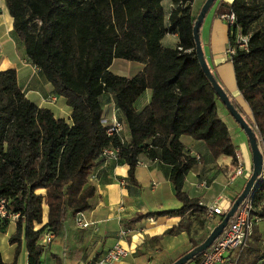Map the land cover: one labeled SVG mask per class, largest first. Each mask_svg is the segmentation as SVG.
Masks as SVG:
<instances>
[{
    "label": "trees",
    "instance_id": "obj_1",
    "mask_svg": "<svg viewBox=\"0 0 264 264\" xmlns=\"http://www.w3.org/2000/svg\"><path fill=\"white\" fill-rule=\"evenodd\" d=\"M162 1L5 0L13 33L23 43L28 60L52 85L53 92L66 99L71 114L70 122L55 117L49 108L39 107L25 96L14 69L0 71V199H6L7 212L18 215L8 238L15 246L13 260L5 263L0 256V264H16L22 246L27 264H41L43 234L50 231L60 237L76 213L95 205V186L86 184L80 190L82 182L77 178L100 160H108L102 157V149L109 146L118 148L117 159L110 160L128 165L127 178L135 186L140 156L170 165L169 180L181 203L176 209L136 213L129 219V227L146 218L180 217L177 227L153 237L158 241L188 231L187 215H207V207L183 189L197 159L185 150L180 136L211 140L226 130V124L217 110L221 101L196 57L192 28L198 13L191 15L192 0H170L177 5L168 16ZM260 8H264V0H233L221 2L218 10L231 9L238 29L250 35L248 49H236L230 61L249 114L211 71L254 129L264 153V33L249 28ZM168 32L178 35L174 48L161 43ZM228 41L233 42L230 34ZM114 58L143 59L145 67L132 77L118 76L110 71ZM145 89L152 92L150 102L137 111L134 103ZM105 92L113 96L128 141L106 134L101 104ZM228 154L235 162L234 151ZM76 182L80 183L82 204L72 208L69 191ZM252 206L264 219V177L253 191ZM10 221L0 217V233L6 232ZM199 222L203 226L204 219ZM208 233L191 237L188 250ZM201 258L199 253L186 263L196 264ZM259 259V264H264V254L256 255L249 264Z\"/></svg>",
    "mask_w": 264,
    "mask_h": 264
},
{
    "label": "crops",
    "instance_id": "obj_2",
    "mask_svg": "<svg viewBox=\"0 0 264 264\" xmlns=\"http://www.w3.org/2000/svg\"><path fill=\"white\" fill-rule=\"evenodd\" d=\"M204 1L192 0L190 4L192 16L199 12ZM232 1L216 0L213 3L204 16L199 36L210 69L234 97L237 104L246 114H249L248 106L236 88L232 64L224 52L228 43L229 29L227 24L217 16L220 3H231ZM162 5L165 15L168 16L177 4L170 0H163ZM12 28L13 19L8 13L6 2L0 0V71L14 69L17 82L28 99L39 107L49 108L55 117L70 122L71 108L67 105L66 99L53 92L52 85L28 60L24 45L15 37ZM178 42L176 32H168L161 39L162 45L167 48L176 47ZM144 67L145 60L143 59L130 61L114 58L110 71L118 76L132 77ZM151 94L150 89H145L136 99L134 108L137 111L142 110L150 102ZM47 96L56 98L50 101L46 100ZM112 99L113 96L109 92L101 95L102 123L112 114ZM217 110L222 119L218 106ZM123 139L128 141L127 132L124 133ZM180 140L185 150L197 159L196 164L187 173L183 185L188 196L196 198L200 205L207 208L219 195L225 196L226 200L231 202L234 196L242 190L251 173L252 159L247 140L240 138L237 144L227 124L226 130L216 133L211 140L198 141L188 135L180 136ZM229 150L234 151L235 162L228 154ZM140 161L143 164H138L134 172L137 186L128 181V165L110 159L100 160L89 173L77 178L82 182L80 190L86 184L95 186L97 201L92 208L83 212L90 224L86 228H76L71 221L73 227L66 226L63 235L55 236L51 244L44 249L45 255L44 258L41 257V264H77L93 261L118 240L130 251L129 255L119 264H139L144 261L147 264H169L190 248L192 228L201 227L200 220L204 219L203 227L206 232L210 231L219 221L221 215L213 214L209 217L189 214L186 216L189 221L188 231L165 236L158 241L153 237L162 234L168 228L177 227L181 220L180 217L146 218L137 222L133 227H129L127 223L136 213L176 209L181 206L174 196L173 186L169 180L171 166L163 162L151 161L145 156H140ZM237 163H241L243 172L236 179L230 180L228 173ZM203 179L208 181L206 187L200 185ZM73 204L75 206L72 208L82 204L80 195L76 197ZM11 223L13 229L11 233H7ZM123 227H129L131 232L120 238L119 231ZM14 230V221H10L6 228V235L0 236V256L5 263L12 260V252L10 254L8 248H14V245H9L7 248L4 243ZM253 231L255 233L253 232L250 242L242 251L240 258L243 260L242 264H249L256 255L261 257L264 254V230L259 231V228L255 226ZM1 252L5 255L3 256ZM173 253L177 255L170 258ZM23 255L24 264H27L25 251ZM259 263H261L260 259L256 264Z\"/></svg>",
    "mask_w": 264,
    "mask_h": 264
},
{
    "label": "built area",
    "instance_id": "obj_3",
    "mask_svg": "<svg viewBox=\"0 0 264 264\" xmlns=\"http://www.w3.org/2000/svg\"><path fill=\"white\" fill-rule=\"evenodd\" d=\"M217 16L227 24L229 34L233 37V42L228 41L224 51L226 58L231 61L232 55L235 54L236 49H248L250 35L243 34L238 29L235 22V14L231 9L218 13ZM55 98V96H47L46 100L54 101ZM117 111L118 109L113 105L112 114L103 123L106 126V134L108 136L117 135L122 141L127 127L124 120L118 118ZM117 156L118 148L116 147L109 146L102 149V157L105 159L116 160ZM138 164L143 163L138 160ZM242 172L243 168L241 163H237L228 173V177L230 180H234L239 177ZM207 182V179H203L200 181V185L206 187ZM252 194L253 192L242 201L233 217L222 230L221 234L202 253L201 260L196 264H239L242 251L246 247L250 236L253 234L254 227L261 220V217L253 212ZM6 203L5 198L0 199V217H6L11 221H14L18 215L7 212ZM230 203L231 202L226 200L225 196L219 195L212 205L207 208V216L210 217L211 215L216 214L221 215L222 217ZM73 224L76 228H86L90 223L85 219L83 212H78L73 218ZM130 232L131 229L129 227H123L119 231V236L120 238L125 237ZM54 237V234L50 231L43 234L41 242L45 249L51 244ZM129 253L130 251L128 248L123 246L118 240L95 260L80 262L77 264H119V262L127 257Z\"/></svg>",
    "mask_w": 264,
    "mask_h": 264
},
{
    "label": "water",
    "instance_id": "obj_4",
    "mask_svg": "<svg viewBox=\"0 0 264 264\" xmlns=\"http://www.w3.org/2000/svg\"><path fill=\"white\" fill-rule=\"evenodd\" d=\"M215 0H205L202 4L196 19L193 23L192 35L195 44V53L198 60V63L204 72L207 79L213 86L216 95L218 96L221 103L226 107L228 113L234 119V121L239 125V127L244 131L249 149L251 152L252 159V168L249 177L247 178L242 190L240 193L231 201L228 209L223 214L222 218L215 224V226L209 231L205 239L197 246L188 250L185 254L176 258L170 264H185L187 261L191 260L194 256L199 253H203L213 241L221 234L224 227L227 225L228 221L233 217L236 210L242 201L254 191L258 183L261 181L264 175V153L263 150L259 147L257 138L255 136L254 129L249 125L247 119L234 107L231 103L230 98L222 87V85L215 79L203 53L199 30L204 19V16L211 8Z\"/></svg>",
    "mask_w": 264,
    "mask_h": 264
},
{
    "label": "rangeland",
    "instance_id": "obj_5",
    "mask_svg": "<svg viewBox=\"0 0 264 264\" xmlns=\"http://www.w3.org/2000/svg\"><path fill=\"white\" fill-rule=\"evenodd\" d=\"M249 28H250L251 30L259 29L260 31H262V32L264 33V8H260L259 10H257V12H256V17H255V19L250 23ZM217 106H218V108H219V110H220V112H221V114H222V117L224 118V119L222 118V120L225 121V123L227 124V126H229V129H230L231 135H232V136H235L236 143L238 144L237 140H239L240 138H242V139H246V140H247V137H246L244 131H243V130L239 127V125L234 121V119H233V118L231 117V115L227 112V110L221 105V103H218ZM247 143H248V141H247ZM73 184H74L73 186H75V185H76V186L73 188V190L69 191V194H70V197H71V203H70V206H71V207L75 206L73 203H74V201H76V197L78 196V188H79L80 183H79V182H76V183H73ZM81 185H82V183H81ZM74 196H75V198H74ZM175 198H176V197H175ZM72 202H73V203H72ZM66 226H67L68 228H72V227H73V226H72V222H71V220H69V221L67 222ZM214 226H215V225H214ZM256 227L259 228V231L264 230V219H261V220L256 224ZM12 229H13V224L11 223V224L9 225V228L7 229V233H9V232L11 233ZM192 229H193V233H192V237H193V238L202 237V236H204V235L206 234V230H204V227H203V226H201V227H193ZM253 232H254V231H253ZM254 233H255V232H254ZM254 233H253V234H254ZM5 235H6V233H0V236H5ZM251 237H252V235L250 236V239H249L248 242H250ZM248 242H247V243H248ZM9 245H10V244L8 243V240L5 241L4 246L8 248ZM14 247H15V246H14ZM8 249H9L8 252H10V254H11V252H12V254H11V259L13 260V257H14V248L12 247V248H8ZM24 251H25V249H24V247L22 246V249H21V251L19 252V254H18V256H17L16 264H24V259H23V257H24L23 252H24ZM1 253H2L3 256L5 255V253H3V252H1ZM6 254H7V253H6ZM44 255H45V251H43L41 257L44 258ZM175 255H177V253H173V255H171L170 258H172V256L175 257ZM11 259H10V260H11ZM174 259H175V258H174ZM12 260H11L10 262H12ZM240 260H241V261H240ZM240 260H239V263L242 264V263H243V260H242V259H240ZM10 262H8V263H10ZM139 264H147V263L144 261V262H140ZM186 264H195V263H194L193 261H190V262H188V263H186ZM246 264H247V263H246Z\"/></svg>",
    "mask_w": 264,
    "mask_h": 264
}]
</instances>
